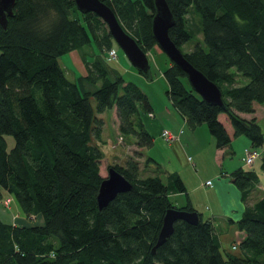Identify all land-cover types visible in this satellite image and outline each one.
Returning <instances> with one entry per match:
<instances>
[{
  "label": "trees",
  "instance_id": "1",
  "mask_svg": "<svg viewBox=\"0 0 264 264\" xmlns=\"http://www.w3.org/2000/svg\"><path fill=\"white\" fill-rule=\"evenodd\" d=\"M103 1L143 51L156 46L153 0ZM166 2L174 17L171 40L181 51L194 40L182 53L223 99V106L206 103L170 61L163 76L172 107L189 126L206 124L218 149L239 135L252 148L263 146L256 118L240 114L264 103V0ZM189 13L197 16L194 25ZM113 42L103 20L78 11L74 0H16L6 27L0 24V200L13 198L27 220L41 216L39 224L0 217V264H264V194L252 199L258 173L243 163L230 174L244 203L239 218L231 219L244 233L235 248L232 243L237 255L222 252L214 222L200 213L195 224L175 221L152 253L166 210L194 209L173 204L167 181L179 192L185 186L177 174L162 178L152 157L143 162L151 173L140 176L139 152L125 165L108 166L132 187L98 207L104 178L98 115L115 108L120 134L132 136L138 148L154 141L141 122L143 112L151 113L150 100L107 63ZM93 44L98 51L88 60V50L82 51ZM75 49L82 50L86 72L70 80L59 58ZM241 76L248 81L241 83ZM6 135L14 140L11 148Z\"/></svg>",
  "mask_w": 264,
  "mask_h": 264
},
{
  "label": "crops",
  "instance_id": "2",
  "mask_svg": "<svg viewBox=\"0 0 264 264\" xmlns=\"http://www.w3.org/2000/svg\"><path fill=\"white\" fill-rule=\"evenodd\" d=\"M166 101H162L159 106L150 103L151 115L144 112L141 114L143 126L154 139L151 146L140 148L143 152L141 158L147 154L152 157L161 165L165 178L172 174L180 177L186 189L183 192L176 191L172 182L167 181L170 187L169 197L176 207L191 206L203 219L210 218L216 226L220 241L226 240V236H231L234 243L241 241L244 233L231 221V219L237 220L244 208L240 190L230 178L231 172L241 166V162L237 167L231 165L234 153L232 142L229 147L216 148L214 138L206 124L189 126L184 116L168 103L166 104ZM256 109L257 105H255L254 113ZM113 113L118 130L115 108ZM254 113L240 115L246 119L256 118ZM98 116L103 119L101 115ZM226 129L232 135L231 126L226 125ZM163 130H170L176 135V139L173 142L165 141L161 136ZM164 154L166 158L163 157ZM191 167L197 173L200 170L205 171L206 181H212V186L203 190L201 195L197 194L200 185H195L194 180L191 179L195 175ZM251 169L258 173L259 178L253 198L252 194L250 196L254 200L255 197L259 198L264 194V171L260 170L258 162ZM189 176H192L190 180ZM201 204L206 208L204 211L206 214L201 212V206H199Z\"/></svg>",
  "mask_w": 264,
  "mask_h": 264
},
{
  "label": "rangeland",
  "instance_id": "3",
  "mask_svg": "<svg viewBox=\"0 0 264 264\" xmlns=\"http://www.w3.org/2000/svg\"><path fill=\"white\" fill-rule=\"evenodd\" d=\"M187 19H189V22H191L192 25H194L197 22V16L193 13H189L187 15ZM196 39L200 38V34H197ZM114 41V40H113ZM191 43L194 44V40H191L189 42H186L182 46V51H187L190 50ZM113 48L116 50L117 57L116 58H109L107 56V63L110 67L116 69L126 81H131L134 84H136L141 91L146 95V97L150 100V103L159 106L162 101H166V104L171 107V102L167 96V82L166 79L163 76V71L165 68L169 65L170 60L166 56L164 52L160 50V48L156 45L152 49H150L147 52V57L150 65L149 69V76L145 77L139 71H137L136 68L132 66V64L128 61L127 57L124 55L122 50L119 48V46L116 44L114 41L112 43ZM88 50L87 53L90 55H84L85 58L88 60H91L94 57V52L98 51V48L96 47L95 44L92 46L89 45L88 47L84 48L82 50H72L69 53H65L60 56L59 62L65 69L66 76L70 80H75V78L81 74H85L86 72V67H85V61L83 59L82 52ZM82 51V52H81ZM242 82L245 83L248 81L246 77H242ZM257 109L256 112L254 113L256 116V120L258 124L260 125V128L262 130V133L264 135V103L263 104H256ZM101 117L103 118V133H102V140L103 142L100 144V149L103 152V156L100 160V165H99V172L100 174L105 177L107 175V169L109 165H125V161L130 158H136L135 152H139L141 155L139 157V160L141 161L140 163V176L144 177L146 175H149L151 173L150 170H148L146 167H144V159L145 157L141 158L143 155V152L140 151L141 149L136 147L134 144V138L132 136H123L120 134L117 130V124L115 121V115L113 113V109L110 111L104 112L100 114ZM170 131V130H169ZM171 132V131H170ZM8 148H11L13 146L14 140L10 135L5 136ZM250 146V141L248 137L245 135H239L235 137L232 140V148L234 150L233 153V158H232V166L237 167L239 162L241 164L243 163L241 161L244 149L249 148ZM259 152H263L264 150V143L263 146L259 147ZM148 156V154H147ZM165 154H164V156ZM138 158V157H137ZM260 163V158L255 160L256 163ZM192 168V167H191ZM193 172L195 175L193 178L192 176H189L192 180H194L195 185H200L198 188L199 190L197 191L198 195H201L203 193V190L206 188H210L212 185H205L206 181V175L205 171L200 170L199 173L195 171L194 168H192ZM203 171V173H202ZM162 178H165L163 173L160 174ZM201 177H204L201 179ZM6 195H4L3 199L5 201ZM2 200H0V217L2 219H5L6 221L10 222H21V223H26V218L25 216L22 215L16 201L11 198V200L7 203V205L3 204L1 205ZM3 202V201H2ZM4 203V202H3ZM203 204L199 205L201 206V212L206 214L204 211H206ZM2 206V207H1ZM207 206V205H206ZM30 222L39 224L41 222V216H36V217H31L28 218ZM226 240H221V245H222V252L225 254L226 252L229 253L230 255H237L239 252V248L232 249L231 244L234 242V240H231V236L228 237L226 236ZM224 249V250H223ZM226 251V252H224Z\"/></svg>",
  "mask_w": 264,
  "mask_h": 264
},
{
  "label": "water",
  "instance_id": "4",
  "mask_svg": "<svg viewBox=\"0 0 264 264\" xmlns=\"http://www.w3.org/2000/svg\"><path fill=\"white\" fill-rule=\"evenodd\" d=\"M15 1L0 0V24L3 27H6L8 16L12 15ZM153 2L154 15L151 20V32L156 45L186 74L191 87L206 103L223 106L221 90L218 86L195 68L171 40L168 31L174 24V17L166 0H153ZM74 3L81 13L93 12L99 16L132 66L145 77L149 76L150 65L147 52L143 51L136 40L123 28L113 10L103 0H74ZM131 187L132 184L122 174L109 167L107 175L100 182L96 195L98 207L106 206L118 193L128 191ZM177 220L195 224L199 221V215L194 210L176 208L166 210L157 240L152 247V253L172 234L173 224Z\"/></svg>",
  "mask_w": 264,
  "mask_h": 264
},
{
  "label": "built area",
  "instance_id": "5",
  "mask_svg": "<svg viewBox=\"0 0 264 264\" xmlns=\"http://www.w3.org/2000/svg\"><path fill=\"white\" fill-rule=\"evenodd\" d=\"M108 56L110 58H116L117 57V53L116 50L114 48H111L108 51ZM148 115H151V113H149ZM161 136L163 137V139L167 142H173L176 139V135L173 134L172 132H170L169 130H163L161 132ZM261 157V151L259 152L258 148H245L244 149V153H243V157H242V161H243V166L246 168H252L253 165L255 164V160ZM205 185H212V181L211 180H207L205 183ZM10 201V198H6L4 201V204L7 205V203ZM240 242L239 241H235V243L233 244V248H235V246Z\"/></svg>",
  "mask_w": 264,
  "mask_h": 264
}]
</instances>
